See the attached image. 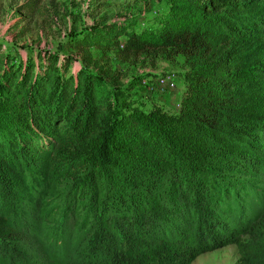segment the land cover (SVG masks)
I'll return each instance as SVG.
<instances>
[{
	"label": "trees",
	"instance_id": "1",
	"mask_svg": "<svg viewBox=\"0 0 264 264\" xmlns=\"http://www.w3.org/2000/svg\"><path fill=\"white\" fill-rule=\"evenodd\" d=\"M117 39L195 59L177 114L146 110L85 69L71 74L70 59L59 69L51 56L38 73L0 47V264H10L1 240L24 243L20 214L37 188L110 235L101 264H191L230 244L243 264H261L250 257L264 230L245 202L264 187L253 179L264 176V2L169 0L149 28L97 25L73 47Z\"/></svg>",
	"mask_w": 264,
	"mask_h": 264
},
{
	"label": "rangeland",
	"instance_id": "2",
	"mask_svg": "<svg viewBox=\"0 0 264 264\" xmlns=\"http://www.w3.org/2000/svg\"><path fill=\"white\" fill-rule=\"evenodd\" d=\"M32 1L36 3L32 10L21 9ZM168 4L169 0H0V47L6 53L16 51L23 65L31 61L38 73L51 56L58 58L59 69L65 59H70L67 68L71 74L85 69L99 75L109 88L128 91L144 109L159 108L174 115L184 95L185 74L192 65L190 61L194 63L195 59L171 49L126 51L121 39L111 46L73 47L79 36L97 25L124 22L139 25L140 29L149 28L153 18L165 11ZM164 77L173 81L175 90L156 88L155 81ZM253 179L264 182L263 175ZM251 189L254 195L248 194L246 210L264 230V187L257 183ZM45 195L37 188L24 205L25 211L20 215L28 230L21 248H14V242L8 239L1 240L7 243L4 252L8 253L10 264H39V255H55L60 264L104 262L105 255L111 251L108 250L110 235L103 234L101 228H95L93 234L86 219L78 216V212L74 214L73 207L55 209ZM243 225L248 228V220ZM241 242L252 243L248 236H242ZM239 258L237 246L230 244L200 255L191 264H243ZM250 260L264 264V244L254 250Z\"/></svg>",
	"mask_w": 264,
	"mask_h": 264
},
{
	"label": "built area",
	"instance_id": "3",
	"mask_svg": "<svg viewBox=\"0 0 264 264\" xmlns=\"http://www.w3.org/2000/svg\"><path fill=\"white\" fill-rule=\"evenodd\" d=\"M155 82H156V88H159L162 90L173 91L176 88L173 81H171V79L167 77L159 78Z\"/></svg>",
	"mask_w": 264,
	"mask_h": 264
}]
</instances>
